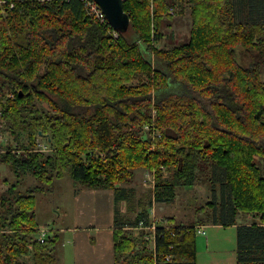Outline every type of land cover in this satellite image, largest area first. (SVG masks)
Masks as SVG:
<instances>
[{
	"label": "trees",
	"instance_id": "1",
	"mask_svg": "<svg viewBox=\"0 0 264 264\" xmlns=\"http://www.w3.org/2000/svg\"><path fill=\"white\" fill-rule=\"evenodd\" d=\"M189 1L190 39L173 49L152 40L162 38L168 0H124L131 25L119 40L80 0L0 9V126L18 143L0 145V164L39 182L0 194V264H27L30 248L31 264H58L55 238H35L37 195L68 171L86 188L114 190L119 203L129 191L116 185L138 169L155 174L153 202L169 204L209 169L220 190L212 194L213 225L260 214L263 226L238 228L237 253L239 264H264V176L255 162L264 159V0L238 6L249 10L240 23L236 0ZM36 99L51 111H39ZM47 136L49 155L39 150ZM153 202L134 221L116 208L115 264H197L195 224L158 225L154 252L128 229L149 227Z\"/></svg>",
	"mask_w": 264,
	"mask_h": 264
},
{
	"label": "rangeland",
	"instance_id": "2",
	"mask_svg": "<svg viewBox=\"0 0 264 264\" xmlns=\"http://www.w3.org/2000/svg\"><path fill=\"white\" fill-rule=\"evenodd\" d=\"M171 4V8L168 14L163 17L161 32L162 38L159 42H154V46L159 49H173L177 45H182L188 43L190 39V33L192 30V3L189 0H168ZM245 0H236L235 5V20L237 23L246 22L248 20L249 10H243L238 8L242 6ZM235 3V1H234ZM240 54V61L243 64H246L249 61L248 54L242 56ZM149 58L148 55H146ZM245 57V59H244ZM153 63H155L154 56L152 57ZM261 79L264 82V68L262 70ZM36 108L41 112L51 111V106L48 102H42L36 99L35 101ZM155 111H152V121H156ZM7 127L4 125L0 126V145L7 146L11 145L10 149H14L15 145L18 144L14 141L13 136L10 135V132L7 131ZM148 127L145 126L143 130L141 129L142 135L147 133ZM24 144H28L25 142ZM40 146L39 150L45 152L46 155L51 153V141L47 137L39 138ZM48 145L49 148L46 146ZM4 152L2 146H0V152ZM50 152V153H49ZM255 162L261 168L262 174L264 175V159L255 158ZM155 175V174H154ZM154 175L143 169L134 170L132 176L128 179V183L117 184V187L125 188L128 193L129 201L125 205L124 216L130 218L132 221L136 219L139 212L153 200V187H154ZM199 180L196 185L192 188H180L176 192V198L172 203H155L151 207L147 208V211H150V217H155L153 220L156 223L163 225L162 223H167V219H172L174 225L167 223L168 228H174L178 226H185L189 224H195V229L197 231L198 227H205L206 236L199 235L197 232L196 235V245L198 250L197 260L202 262L211 261H220L221 254L228 252V254L236 249V237H238V229L236 227L222 226L221 228H215L211 226L212 219L214 218L212 210V194L214 196V189L217 188L216 193H219L218 184L214 183V177L212 173L209 172V169L205 172L198 173ZM168 177V174L164 173V179ZM0 179L2 184L0 185V194H3L13 185L16 186V191L24 192L33 186L39 185V182L30 176L18 178L14 173L4 164H0ZM18 180V181H17ZM70 171L65 174V177L60 180H56L52 186L48 187L44 194L37 195V215L38 223L49 224L53 227H58L60 225H67L71 220V215L69 213V204L72 200L70 196L71 185L73 183ZM215 184L214 187L212 185ZM217 183V182H216ZM77 184V183H76ZM80 187L82 185L79 184ZM213 186V190H212ZM85 187V186H83ZM214 198V197H213ZM143 211V210H142ZM58 214H62L61 218ZM69 214L70 217L66 218L65 216ZM238 217L242 222L248 221L254 225H262L261 215L258 213H245L239 212ZM55 220V221H54ZM200 224V225H199ZM167 226V225H164ZM192 226V225H190ZM204 228V227H203ZM136 234L139 239L143 241H151L142 234L145 232L148 233L147 229L141 228L140 224L138 227L128 228ZM52 231V230H51ZM52 235V234H51ZM153 243L150 244L152 247ZM26 259V256L22 258Z\"/></svg>",
	"mask_w": 264,
	"mask_h": 264
},
{
	"label": "crops",
	"instance_id": "3",
	"mask_svg": "<svg viewBox=\"0 0 264 264\" xmlns=\"http://www.w3.org/2000/svg\"><path fill=\"white\" fill-rule=\"evenodd\" d=\"M69 193L72 198L68 208L71 215L69 223L66 226L62 224L53 228L49 224L40 225L39 223L41 229H46L50 233V237L55 238V246L53 248L57 263L115 264V210L118 207L122 215H124L126 212V201H121L119 203L115 202V192L112 189H90L83 186L80 187L79 184H76L74 181L71 185V191ZM58 215L61 218L62 214ZM70 215L67 214L65 217L69 218ZM154 218L155 217H150L149 226L152 225V222L156 223V221L153 220ZM157 224L161 225L159 223ZM162 224L169 226L165 222ZM190 225L192 224L185 226ZM252 225L248 221L242 222L237 214L235 224L230 227H236V229H238L242 226ZM211 226L215 228L222 227V225L213 224ZM258 226L261 227L263 225ZM202 227L205 229L206 226L202 225ZM141 228L146 229V227ZM202 236H206V234ZM35 238L38 240L36 235ZM145 238L151 240V243H153L152 251L154 252L155 234L148 230V233L145 232ZM237 251L238 237H236V249L234 251L229 254L228 252H221V254L224 255H221L222 259L220 261H213L211 259V261L202 262L201 264H239ZM24 256H26V259L23 261L27 264H31L33 257V251L31 248L28 253L26 252L23 255V257ZM200 262L201 261L199 260L196 261L197 264H200Z\"/></svg>",
	"mask_w": 264,
	"mask_h": 264
},
{
	"label": "built area",
	"instance_id": "4",
	"mask_svg": "<svg viewBox=\"0 0 264 264\" xmlns=\"http://www.w3.org/2000/svg\"><path fill=\"white\" fill-rule=\"evenodd\" d=\"M52 1H58V0H0V9L1 13H5V10L3 9L4 6H9L10 8H13L16 3H31V2H52ZM83 3V6L89 16H91L95 22H97L99 25H102L104 27H109V34L114 40H119L121 33L114 30L112 26L109 24L108 19L101 9V7L95 2V0H80ZM124 1V0H123ZM151 6L156 2V0H150ZM160 135L158 134V137ZM141 227H144L142 224H140ZM158 224L153 223L149 227H146L147 230L152 231L154 234L157 231ZM197 232L200 235H205L206 232L203 227H198ZM37 237L39 242L44 243L46 240L50 237V233L46 229H41L37 233ZM169 261L170 259L167 258Z\"/></svg>",
	"mask_w": 264,
	"mask_h": 264
},
{
	"label": "water",
	"instance_id": "5",
	"mask_svg": "<svg viewBox=\"0 0 264 264\" xmlns=\"http://www.w3.org/2000/svg\"><path fill=\"white\" fill-rule=\"evenodd\" d=\"M105 13L112 28L120 33L128 32L131 19L124 10L123 0H95Z\"/></svg>",
	"mask_w": 264,
	"mask_h": 264
}]
</instances>
